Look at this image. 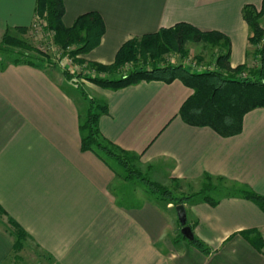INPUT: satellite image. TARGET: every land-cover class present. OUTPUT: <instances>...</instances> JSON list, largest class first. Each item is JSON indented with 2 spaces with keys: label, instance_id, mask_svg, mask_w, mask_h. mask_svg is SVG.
I'll list each match as a JSON object with an SVG mask.
<instances>
[{
  "label": "crops",
  "instance_id": "obj_1",
  "mask_svg": "<svg viewBox=\"0 0 264 264\" xmlns=\"http://www.w3.org/2000/svg\"><path fill=\"white\" fill-rule=\"evenodd\" d=\"M261 2L63 0L62 22L100 14L104 33L80 56L85 62L110 64L124 41L187 22L225 35L235 67L254 58L242 8L260 9ZM34 7L35 0H0V40L7 28L29 27ZM260 23L264 28V15ZM63 70L55 61L0 64V264L21 259L8 218L27 233L29 264H264V248L241 235L258 231L264 239V209L235 192L264 196V108L243 115L239 134L222 137L182 121L178 111L192 90L177 79L116 90L78 79L89 97L107 106L98 118L102 136L137 156L135 166L150 180L197 193L205 174L214 185L222 182L216 204L200 194L183 203L192 234L211 249L203 254L178 235L175 207L126 179L116 162L81 149L87 102Z\"/></svg>",
  "mask_w": 264,
  "mask_h": 264
},
{
  "label": "trees",
  "instance_id": "obj_2",
  "mask_svg": "<svg viewBox=\"0 0 264 264\" xmlns=\"http://www.w3.org/2000/svg\"><path fill=\"white\" fill-rule=\"evenodd\" d=\"M64 12L63 0H35L34 20L44 19L46 32L52 33L53 44L63 52V57H71L79 64H86L87 69L105 76L84 74L64 68L65 79L75 84L79 94L86 100L85 116L79 123L81 149L92 151L104 161L116 162L125 172L126 179L140 180L151 192L158 193L162 199L174 205L183 204L192 195L174 197L166 187L153 182L135 166L137 156L123 150L102 136L98 127V118L107 113L103 101L89 97L78 79L88 80L101 88L120 89L140 81L161 80L170 83L181 81L192 90V93L181 104L178 115L188 125L209 127L222 137L237 135L241 132L242 118L248 111L264 108V28L260 19L264 15V0L260 9L247 4L242 8V17L249 27L248 42L254 46L252 51L254 63L240 64L231 67L229 64V39L217 31H202L187 22H178L171 27L136 36L124 41L118 48L114 60L110 64L85 62L80 56L96 47L104 33V22L96 11H88L76 17L72 25L65 26L62 22ZM31 25L7 28L0 40V48L8 46L33 51L36 56L20 59L14 55L1 54L5 63L42 64V54L23 39L14 36L20 32H29ZM30 37V36H29ZM35 42V41H34ZM189 43H201L218 50L213 60V68L194 70L184 65L183 59L188 57ZM176 53L178 62L160 64L162 55ZM49 56V55H48ZM39 57V58H38ZM46 57V56H44ZM37 59V60H36ZM200 62V57H195ZM132 61L134 66L124 73L125 63ZM213 188L209 175L203 176V185L199 193L211 205L216 200L206 192ZM243 197L251 199L264 209V196L247 189L235 191ZM0 214H5L0 206ZM8 222L13 226V249L19 251L23 247L27 233L11 218ZM192 232V231H191ZM241 235L258 251L264 248V239L258 231H241ZM182 238L195 246L203 254L211 249L203 241L192 236Z\"/></svg>",
  "mask_w": 264,
  "mask_h": 264
},
{
  "label": "rangeland",
  "instance_id": "obj_3",
  "mask_svg": "<svg viewBox=\"0 0 264 264\" xmlns=\"http://www.w3.org/2000/svg\"><path fill=\"white\" fill-rule=\"evenodd\" d=\"M14 36L18 37L19 39L25 40L31 46L37 48V50H39L41 52L42 56H43L42 57L43 59L41 60L42 64L52 63V58L53 57H52V55L48 54V52L46 51L47 50L46 49V45L48 46L49 43L51 42V39H50L49 36H46V39L44 41H42V42H39V41L34 42V39L29 37V32H27L25 34H21L20 32H18V33H15ZM37 37L42 38L39 35H37ZM41 45H42V47H40ZM188 50H189L188 57L183 59L184 65L189 66V67H191L194 70H202V69H207V68L210 69V68L214 67L213 61H212V59L214 57V53H215V48L214 47H211V46H208V45H203L201 43H198V44L189 43L188 44ZM1 54L10 55V56L14 55L15 57H18L20 59H25V57L36 56V53H34L33 51L19 49V48H12V47H8V46H2L0 48V55ZM44 56H46V57H44ZM195 57H200L201 58L200 62L196 61ZM178 60H179V56L176 53L171 52V53H167L165 55H162V59L160 61V64L163 65L164 63H175V62H178ZM58 63L64 64V68L72 69V67L70 66L71 63L67 62V60L64 57H61V59L58 61ZM253 63H254V60L251 61L249 64L252 65ZM73 64H79V63L76 62V61H73ZM133 66H134V63L132 61L127 62V63L124 64L123 69L120 72L124 73L126 70H128L129 68H132ZM72 70H74V69H72ZM81 70H82V68L80 67V69L78 71H81ZM74 71L76 72V70H74ZM82 73L91 74L92 76H95V75L105 76V73H103V72L98 73L97 71L91 70V69L84 70ZM139 171H141V170H139ZM136 180L137 181H134L135 183L139 182L140 184L145 186L140 180H138V179H136ZM155 183H157V182H155ZM214 183L216 185L213 184V188L210 191H207L206 194L211 196V197H213V198H216L220 194L218 192L222 188L223 184H222V182H218V181H214ZM157 184H159L162 187H166L169 190L170 195L174 196V197L192 195L191 198H193L197 194H200L203 197V194L199 193L201 191V189H202V186H201V188H199V192L197 193V192H194L193 190H190V191L189 190H184V192H183V191L178 190L177 188H174L173 187L175 185L174 181L169 182V183L167 182V183H164V184H160V183H157ZM146 189L148 190L149 195L151 197H153L155 199H158V200L162 199V197H160V195H158V193L151 192L147 187H146ZM216 189H217V191H214ZM135 191H137V190H135ZM162 200L164 201L165 204L170 203L172 208L175 207V205L173 203L167 202L164 199H162ZM186 201H187V199H186ZM1 216H3V214H0V217ZM1 218H4V217H1ZM5 222H6L7 229L10 230V231H13V226L10 223H8V219H5ZM177 225H178V228H179V224L178 223H177ZM178 228H177L178 235L181 236L180 229H178ZM32 250L33 249L30 248L28 245L26 246V249L22 247L19 250L20 252L19 251L15 252V253L21 254V259L20 260L19 259H15L13 256H10L5 261L4 264H29V261H30L29 258L32 257L31 256L32 255Z\"/></svg>",
  "mask_w": 264,
  "mask_h": 264
},
{
  "label": "built area",
  "instance_id": "obj_4",
  "mask_svg": "<svg viewBox=\"0 0 264 264\" xmlns=\"http://www.w3.org/2000/svg\"><path fill=\"white\" fill-rule=\"evenodd\" d=\"M44 26H45L44 19H40V18L36 17L35 21L32 22V24H31L29 36L31 38H33L35 42H37V41L42 42L46 39V36H49L51 39V42L49 43L48 46L46 45V49H47L46 51L48 52V54L52 55V57H53L52 61L58 62L61 59V57H63V52H62V50H60L58 47H56L53 44L52 33L46 32L44 30ZM37 35L41 36L42 38L37 37ZM40 47H42V45ZM65 59L67 60V62L71 63L70 66L72 67V69L76 70V72H78L80 67L82 68L83 71L87 70L86 64H73V59L71 57H66ZM81 71H79V72H81Z\"/></svg>",
  "mask_w": 264,
  "mask_h": 264
},
{
  "label": "water",
  "instance_id": "obj_5",
  "mask_svg": "<svg viewBox=\"0 0 264 264\" xmlns=\"http://www.w3.org/2000/svg\"><path fill=\"white\" fill-rule=\"evenodd\" d=\"M175 211L179 224L181 225V229H180L181 234L187 239H191L193 234L191 232L190 227L186 223V211L184 205L183 204L175 205Z\"/></svg>",
  "mask_w": 264,
  "mask_h": 264
}]
</instances>
